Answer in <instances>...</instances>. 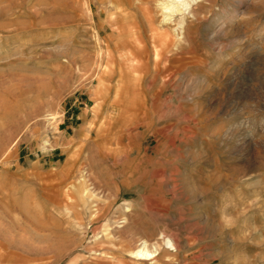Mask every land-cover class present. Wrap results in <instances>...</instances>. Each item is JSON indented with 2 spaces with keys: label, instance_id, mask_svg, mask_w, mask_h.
Segmentation results:
<instances>
[{
  "label": "rangeland",
  "instance_id": "1",
  "mask_svg": "<svg viewBox=\"0 0 264 264\" xmlns=\"http://www.w3.org/2000/svg\"><path fill=\"white\" fill-rule=\"evenodd\" d=\"M142 4L0 0V264H264V0Z\"/></svg>",
  "mask_w": 264,
  "mask_h": 264
},
{
  "label": "bare ground",
  "instance_id": "2",
  "mask_svg": "<svg viewBox=\"0 0 264 264\" xmlns=\"http://www.w3.org/2000/svg\"><path fill=\"white\" fill-rule=\"evenodd\" d=\"M152 1H154V0H141V2L143 4H145V5H147V6L150 5V2H152ZM199 1L200 0H155V2L157 3L158 7L161 8L160 10L162 11L163 16H164V18H162V20L160 21V26L161 25L169 26L173 22L176 23V18L178 16H181L179 22L176 24L177 26H176L175 32L177 34V38L176 39H178L179 41L182 40L183 37H184V34H185L186 27H187V25L189 23L188 20L190 21L189 18H193V19L197 20L198 17H199L198 9L197 10L193 9L194 6ZM147 10H151L150 7ZM149 16L151 18L150 20L153 22V25H154L156 23V22H154L155 20H153L154 17H152L151 14H149ZM131 23H133V22H131ZM172 27H174V26H172ZM159 32H161V31H159ZM156 34H157V32H156ZM159 34L162 35L163 33H159ZM158 37H159V35H158ZM179 44H181V43H179ZM109 69H110L109 67H106L104 69V71L102 72L101 76L107 75L109 73V71H110ZM139 69H141L140 66L138 67L137 70H139ZM128 210L129 209H127V212H128ZM168 243L172 244L171 241H168ZM159 255H160L159 253L158 254H154V252L149 251L146 241L141 242L140 247L138 249H136L135 251L131 252V257L135 258L136 260H143V261H151V260L153 261Z\"/></svg>",
  "mask_w": 264,
  "mask_h": 264
}]
</instances>
